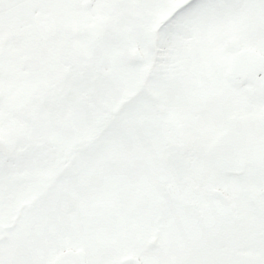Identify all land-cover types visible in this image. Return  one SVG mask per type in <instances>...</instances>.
I'll return each instance as SVG.
<instances>
[{"label":"snow or ice","instance_id":"snow-or-ice-1","mask_svg":"<svg viewBox=\"0 0 264 264\" xmlns=\"http://www.w3.org/2000/svg\"><path fill=\"white\" fill-rule=\"evenodd\" d=\"M0 264H264V0H0Z\"/></svg>","mask_w":264,"mask_h":264},{"label":"trees","instance_id":"trees-1","mask_svg":"<svg viewBox=\"0 0 264 264\" xmlns=\"http://www.w3.org/2000/svg\"><path fill=\"white\" fill-rule=\"evenodd\" d=\"M156 57H157V62L156 64L153 65L152 70L149 74L151 78L155 77L158 75L159 72V62L166 56V50L163 47V45H160L158 42V37H157V45H156Z\"/></svg>","mask_w":264,"mask_h":264},{"label":"flooded vegetation","instance_id":"flooded-vegetation-1","mask_svg":"<svg viewBox=\"0 0 264 264\" xmlns=\"http://www.w3.org/2000/svg\"><path fill=\"white\" fill-rule=\"evenodd\" d=\"M229 175L231 177H240V176H242V172L239 170H234V171L230 172ZM211 196L213 199L224 201L225 203H227V198L225 197L224 193H222V192H219V191L213 192V193H211ZM158 244H159V240L153 241V246H158Z\"/></svg>","mask_w":264,"mask_h":264},{"label":"rangeland","instance_id":"rangeland-1","mask_svg":"<svg viewBox=\"0 0 264 264\" xmlns=\"http://www.w3.org/2000/svg\"><path fill=\"white\" fill-rule=\"evenodd\" d=\"M158 42L160 45H162L161 38L159 36H158ZM149 79H152L151 76H149ZM102 148H103L102 143H96L93 145V151H99V150H102Z\"/></svg>","mask_w":264,"mask_h":264},{"label":"water","instance_id":"water-1","mask_svg":"<svg viewBox=\"0 0 264 264\" xmlns=\"http://www.w3.org/2000/svg\"><path fill=\"white\" fill-rule=\"evenodd\" d=\"M139 59V58H138Z\"/></svg>","mask_w":264,"mask_h":264}]
</instances>
